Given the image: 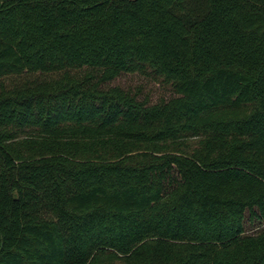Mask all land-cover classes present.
Segmentation results:
<instances>
[{
  "label": "trees",
  "instance_id": "1",
  "mask_svg": "<svg viewBox=\"0 0 264 264\" xmlns=\"http://www.w3.org/2000/svg\"><path fill=\"white\" fill-rule=\"evenodd\" d=\"M246 218L264 0H0V264H264Z\"/></svg>",
  "mask_w": 264,
  "mask_h": 264
},
{
  "label": "rangeland",
  "instance_id": "2",
  "mask_svg": "<svg viewBox=\"0 0 264 264\" xmlns=\"http://www.w3.org/2000/svg\"><path fill=\"white\" fill-rule=\"evenodd\" d=\"M114 84L120 85L124 88L126 87L134 88L135 86L141 85L144 88V90H146V88L150 89L155 99L158 96V90L155 85L150 84L147 81L141 80L140 78L137 77H122L118 79ZM244 228L246 234L249 235L257 234L261 231H264V222H249L248 219L246 218Z\"/></svg>",
  "mask_w": 264,
  "mask_h": 264
}]
</instances>
